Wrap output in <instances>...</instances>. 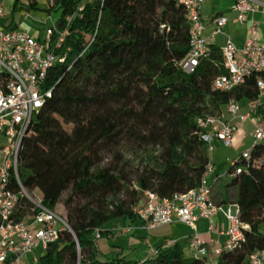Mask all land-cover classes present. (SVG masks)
<instances>
[{
	"label": "trees",
	"instance_id": "1",
	"mask_svg": "<svg viewBox=\"0 0 264 264\" xmlns=\"http://www.w3.org/2000/svg\"><path fill=\"white\" fill-rule=\"evenodd\" d=\"M35 4L29 0L26 8ZM80 4L55 0L57 28ZM189 27L177 0H90L67 25L65 59L46 77L51 96L33 114L17 157L21 184L38 190L50 209L62 203L70 228L37 264H248L251 252L264 249V163L253 162L264 159L262 141L239 172L228 169L213 180L214 202L237 205L247 226L235 247L209 259L185 254L183 242L161 244L144 258L97 246L95 229L102 237L104 224L135 220L131 208L143 202L144 191L167 197L199 185L208 154L197 117L221 115L230 99L245 104L257 97L255 74L231 91L213 89L225 72L218 49L192 70L178 65L188 52ZM138 152L146 160L131 179L129 155ZM30 208L21 197L15 218Z\"/></svg>",
	"mask_w": 264,
	"mask_h": 264
},
{
	"label": "built area",
	"instance_id": "2",
	"mask_svg": "<svg viewBox=\"0 0 264 264\" xmlns=\"http://www.w3.org/2000/svg\"><path fill=\"white\" fill-rule=\"evenodd\" d=\"M40 1L47 3L49 11L55 5V0ZM87 1L90 0H81L75 14ZM177 1L185 6L190 25L188 52L178 65L183 70H192L202 59L211 57L215 37L225 34L228 17L224 13L214 14L210 20L211 31L206 34V24L201 17V4L204 0ZM24 2L28 4V1ZM21 10L24 17H30V10L26 6L22 5ZM229 10L235 14L234 19L242 24L247 14L260 12L264 15V0H234ZM5 14L6 1L0 0V136L7 140L0 148V264H37L39 255L48 244L56 240L60 232L70 228L63 214L44 206L39 194L29 191L21 184L17 157L33 114L43 106L46 98L51 96L52 87L46 86V77L54 64L65 59L61 48L67 25L75 14L65 17L66 26L63 29L57 28L55 20L51 18V23L43 24L42 37L26 30L7 27L3 23ZM248 31V37L241 49L225 34V41L220 48L225 72L213 79L212 87L221 92L231 91L255 74L258 94L255 99L246 103L245 113H240V104L230 99L226 104L230 120L212 114L196 118V124L202 129L201 138L206 144L208 154V162L199 185L167 197L144 191L143 202L131 208L141 226L148 230L174 222L187 225L192 230L186 244V253L190 256L216 258L223 249L235 247L243 239L244 230L247 228L239 220L237 205L218 206L214 202L212 184L216 174L211 158L215 142L226 146L231 144L236 131V124L232 120L253 121V144L239 156L229 160L227 170L239 172L241 164L251 159L252 148L264 140V118L253 117L264 95V39L258 37V24L254 19L250 20ZM253 162L259 165L264 163V159H253ZM225 172L219 175H225ZM16 185L18 190L14 191L13 186ZM21 197L30 202L31 208L28 214L16 219L15 212ZM219 211L228 222L224 231L227 238L223 245L210 246L200 235L197 222L206 220L207 231L219 233L214 222V216ZM119 229L122 233H129L132 227L123 226ZM101 232L99 228L95 229L96 240L101 238ZM174 243L167 238L163 245L167 247ZM147 250L149 255L156 253L155 247L151 245ZM29 254H33L31 259L24 261ZM248 264H264V249L251 252Z\"/></svg>",
	"mask_w": 264,
	"mask_h": 264
},
{
	"label": "crops",
	"instance_id": "3",
	"mask_svg": "<svg viewBox=\"0 0 264 264\" xmlns=\"http://www.w3.org/2000/svg\"><path fill=\"white\" fill-rule=\"evenodd\" d=\"M6 1V8H11V10H6L3 23L13 29H21L30 32L33 35L42 37V27L43 24L51 23V20H55L54 14L48 10V5L45 1L36 0L34 7L30 9V17L26 18L22 14V5L28 6L24 0H10V3ZM234 0H204L201 4V17L206 24V34L211 31L210 20L211 17L216 13H224L228 17V22L225 25L224 32L226 35L230 36L235 46L238 49L243 48L246 38L248 37V25L251 19H254L258 24V37L264 39V15L260 12H255L253 14H247V18L244 23H238L234 17L235 14L229 10L230 6ZM16 3V4H15ZM16 5V10L14 6ZM38 10L45 11L46 14L43 19L42 13ZM52 18V19H51ZM225 34H218L215 37V42L212 48L220 50L224 41ZM240 113L246 112V103L240 104ZM225 120H230L231 116L227 112L226 107L220 115ZM253 117L256 119L264 118V95L260 99V104L256 111L253 113ZM236 124V131L234 132L231 144L226 146L220 142H215V149L212 154V162L214 164L215 174L224 173L228 168V161L239 156L244 150L249 149L253 144L252 130L253 121L252 120H232ZM264 142V140H262ZM118 220V219H117ZM132 229L129 233H121L123 236L115 238L112 237L110 233L107 234L108 238H111L113 242H109V246L102 248L105 252H111L114 250H121L123 253L125 249H129L128 253L131 257L144 258L148 255L147 247L149 245L157 247L163 244L165 239L173 240L176 242H183V252L186 253V244L188 238L191 235L192 230L185 224L180 222H174L172 224L160 225L153 229H145L141 226V222L136 218L131 220ZM214 222L217 226L219 233H210L207 231L208 222L206 220H199L197 222V229L200 235L207 240L210 246L223 245L226 241V235L224 231L228 226L226 217L222 212H218L214 216ZM123 226L118 225L117 227H109L113 232H117L119 228ZM111 230H107L109 232ZM118 233V232H117ZM36 253L38 250L35 251ZM33 254H29L25 257V260H30Z\"/></svg>",
	"mask_w": 264,
	"mask_h": 264
},
{
	"label": "rangeland",
	"instance_id": "4",
	"mask_svg": "<svg viewBox=\"0 0 264 264\" xmlns=\"http://www.w3.org/2000/svg\"><path fill=\"white\" fill-rule=\"evenodd\" d=\"M7 2L10 3V0H7ZM6 10L7 11L8 10H11V8H6ZM38 11L40 13H42V16H41L42 18L41 19H43L44 16H45V14H46V12L45 11H42V10H38ZM6 143H7V140L4 139V138H2V136H0V148L4 144H6ZM129 156H130L131 160H133V166H134L132 169H130L131 170L130 177H131V179H134L135 178V171H134L135 170V167L136 166H140L142 164L141 163L142 160L143 161L146 160L145 153L138 152V153H135V154H130ZM1 159H2V153L0 151V163H1ZM34 193L38 195L39 194V191L38 190H34ZM68 193H69V189H67L64 192L63 198H65V196H67ZM55 210L57 212L63 214L64 216L66 215V210H65V207H64V205L62 203H59L55 207ZM117 219H114L111 222H108V223H106V224L103 225V229H105V230H108V229L111 230V231L107 232V234L110 233L112 235V237H115V238H118V237L123 236L122 234L119 233V232H121L120 229L116 230L118 232L117 233V232H113V230L111 228H109V227H114L115 228L118 225L128 226V225H130L132 223L131 219H129L127 217H124V216L119 217ZM107 234H104L100 239L97 240V246L100 247L101 249L104 248V247H106V246H109V244H108L109 242H113V240H111V238H108L107 237ZM128 251H129V249H125V252L124 253L126 254V253H128Z\"/></svg>",
	"mask_w": 264,
	"mask_h": 264
}]
</instances>
